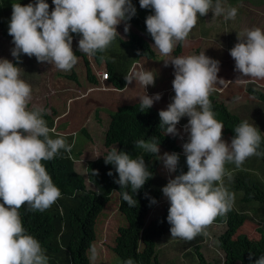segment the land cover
Instances as JSON below:
<instances>
[{"label":"clouds","instance_id":"1","mask_svg":"<svg viewBox=\"0 0 264 264\" xmlns=\"http://www.w3.org/2000/svg\"><path fill=\"white\" fill-rule=\"evenodd\" d=\"M52 2L51 12L45 0L12 5L8 34L15 45L11 55L16 64L0 59V264H49L40 241L24 228L19 209L27 205L33 211L44 212L62 197L42 161L53 160L61 149L67 153L72 150L61 134L48 127L42 109H29L32 87L21 78L22 69L17 66L22 63L21 54L69 72L79 62L72 49V34L82 37L78 41L80 52L95 56L105 52L119 36L117 28L121 23H125L127 32V22L136 15L132 0ZM139 4L141 9L154 10L146 17V29L162 56H171L178 44L187 42L199 17L211 11L227 21L234 20L238 13L237 8L226 9L221 0H139ZM238 41L230 50L235 70L242 74L236 81L264 80V30H245ZM169 63L174 67L175 96L167 109L159 112L160 128L165 135L177 136V125L182 118H188L184 126L188 141L183 144L188 171L169 179L162 193L170 203L167 222L171 237L191 241L198 235H208L206 230L217 217L232 210L234 194L224 185V177L230 175L225 165L234 163L240 167L250 157L264 156L260 151L262 133L254 123L244 120L234 128L230 144L222 139L224 125L215 118L210 100L215 86L226 82L218 78L219 61L202 52L173 57L165 66ZM155 78L146 69L137 73L145 93L140 98L142 109H150L161 99L160 94L149 97L145 92L147 86H154ZM126 81L130 84L133 80ZM136 147L161 159L170 174L176 172L179 155L159 156L156 137L138 140ZM104 161L118 173L115 183L120 190L125 189L120 191L123 201L136 207L137 200L126 189L136 195L153 178L145 159L133 158L114 147ZM90 251L95 260L97 249L93 246ZM249 260L264 264V255L254 260L250 256ZM123 264L134 261L129 258Z\"/></svg>","mask_w":264,"mask_h":264},{"label":"trees","instance_id":"2","mask_svg":"<svg viewBox=\"0 0 264 264\" xmlns=\"http://www.w3.org/2000/svg\"><path fill=\"white\" fill-rule=\"evenodd\" d=\"M132 4L134 7H140L139 0H132ZM152 11L154 12V10ZM2 23L3 21L0 19L1 34L13 40ZM127 23L131 26L146 28L145 20H140L136 16ZM125 34L126 39L119 40V45L122 48L132 50L138 59L144 58L150 61L157 59L158 54L141 36L131 30ZM193 43V41L191 44L189 43V51L193 49ZM184 46L183 43L178 44L170 57H177ZM73 52L83 59L87 81L93 86L98 85L99 78L92 72L88 57L79 51ZM93 58L97 64L105 61L104 71L108 73L106 83L110 84L113 90L114 88H124L127 75L122 78L118 76L116 66L105 60L102 53H97ZM11 62L16 64L14 57ZM136 62L139 64L138 61ZM153 63H150L152 68ZM139 65L144 69L141 63ZM147 68L149 70V65ZM132 69L136 68L132 67ZM133 71L128 73L130 79ZM71 78L77 80L75 75ZM161 90L157 92H162ZM245 92L264 104V87L257 88L254 83L247 81ZM214 94L210 96L212 110L215 113V118L224 125L222 138L228 139L231 143L235 137L234 128L247 119L229 111L224 103L215 100ZM173 95L175 96V93ZM159 112L155 107L142 109L140 101H134L118 106L109 114V122L104 135V147L109 151L116 147L133 158L143 157L146 166L153 173V178L149 179L136 195L131 192L130 188L126 189L137 200L136 207H129L123 201L120 191H125V189L120 190V185L115 183L119 179L118 173L113 165L105 164L104 157L109 151L103 156L87 161L85 174L91 187H87L84 176L75 170L70 153L63 149L53 160L42 161L54 184L60 189L62 197L44 212L33 211L27 205L22 206L19 212L27 233L39 240L42 248L46 250L49 264H90L87 251L96 240V220L109 202L112 192H116L118 195L117 211L125 222L123 226L118 227L114 237L111 251L115 258L119 259L120 264L129 258L133 259L134 264H160L155 240L170 233L171 225L167 222L169 201L162 204L158 215L148 223H146V218L148 213L164 198L162 188L166 186L167 181L159 173L161 159L143 149H138L136 141L156 137L160 152L178 154L180 159L177 170L173 173L174 178L182 173L186 174L188 167L183 147L180 146L181 141H179V137L182 136L180 131L184 129L181 128V125H177L179 135H165L164 129L160 128ZM43 118L48 121L47 125L51 124L52 118L49 115L43 113ZM247 121L251 124L250 120ZM256 127L262 133L260 151H264V128ZM256 157L260 159L261 167ZM225 168L232 174V189L241 193L240 202L243 205L259 204L264 209V156L250 157L240 167H236L234 163H227ZM109 172H112L111 176L108 175ZM153 199L156 201L155 204L151 203ZM0 203L3 201L0 200ZM249 220L245 212L234 208L226 215L217 217L213 224H223L224 231L217 236L215 248L212 247V250L195 243L193 253L198 264H252L249 260L250 256L254 260L264 255V228L258 227L259 237L256 240L239 233L245 222ZM197 238L201 239V235H198ZM201 249L207 253L206 257L200 252ZM217 253H221L222 256L219 258Z\"/></svg>","mask_w":264,"mask_h":264},{"label":"rangeland","instance_id":"3","mask_svg":"<svg viewBox=\"0 0 264 264\" xmlns=\"http://www.w3.org/2000/svg\"><path fill=\"white\" fill-rule=\"evenodd\" d=\"M252 1L253 0H221V3L225 4L227 7L228 5L233 7L239 5L240 13H249L250 11H254V8L244 4H251ZM35 2L36 0H0V19L3 21L2 24L5 30L9 32L13 4L20 3L22 6H25L29 3L35 4ZM45 2L49 4V11L51 12L54 9L52 0H45ZM135 8V16L140 20L146 21V17L153 12L152 9ZM250 16L252 17L250 23L256 25L261 21V16L259 14H250ZM209 18L210 15L207 14L203 17H199L198 21L201 20L207 27L206 23H209ZM223 19L222 16L220 20L210 21L213 23V27H220L219 30L215 31V35L207 37L196 36V39H194L195 37H192L193 39L188 37L187 43H183V46L186 44L183 49V55L179 56L197 55L199 48L197 44H200L201 49H199L201 53L205 52V47L209 49L211 53H216L212 48L217 50L216 46H218L220 50L217 53L220 55H227V57H225L226 61L217 60L220 62V68H222L218 73V78L226 82L224 84H217L213 94L215 93L217 100L223 101L226 104H224L225 106L231 108V112L244 116L247 120H250L251 123L263 129L264 104L250 97L245 92V82L241 83L236 81L242 74L235 70V61L228 55L233 48L232 44H237L239 42L238 37L240 36L234 38L231 35L229 27L226 25L221 26L223 24ZM125 26V23H121L117 28L119 40L126 39ZM127 26L133 33L142 36L152 49L157 52L158 57L155 61L146 60L144 58L138 59L132 50L122 48L119 45V40L116 38L111 46L104 52L107 57H110L111 60L115 62L116 74L120 77H124V75H126L124 74L125 71L129 69L127 65L130 64L131 60H135L134 66L136 68L131 74L132 83L129 84L126 82L122 89L114 88L113 90L111 85L106 82L103 84L105 87L103 90L100 88V86H102L101 83L96 86L91 85L86 79L85 66L81 57H79L78 64L69 72L60 71L56 69L54 65H50L47 62L39 63L35 57L29 58L23 54L20 56L22 63L17 65L22 69L21 78L32 87V100L28 106L29 109L40 108L43 110V113H46L52 118L51 124H49L48 127L54 128L56 132L61 134L66 142L71 145L72 150L70 157L73 159L75 170L84 176L87 187H91L85 174L87 161L103 156L109 151L104 147V135L109 122V114L122 104L140 101V98L145 94L143 86L136 79L137 73L141 70H148L147 67L149 65V71H152L153 75L156 76L154 86H147L145 92L149 97L155 96L156 94L161 95V99L153 104V107L159 111L166 110L174 97L172 85H167L166 83L173 82L174 67L171 65L168 66L169 64L165 66V62L170 61L173 57H165L160 54L158 49L154 47V41L146 28H139L134 25L131 26L128 23ZM251 28H253V25ZM72 35V49L73 51L76 50L80 52L78 41L82 37L77 34ZM191 41L195 44L193 43V49L189 51ZM14 47L15 45L12 43V39L4 37L0 30V59L12 61L13 57L11 55V50ZM104 53L102 55H104ZM86 56L92 65L90 67L95 75L97 72L105 69L104 61L97 64L93 56ZM221 57H215V59ZM136 61H138L139 64L141 63L144 69ZM152 62H154L153 68L150 66ZM162 65H164L163 68H161ZM73 75L77 77L76 81L71 78ZM126 77V80L130 79L128 75ZM247 81L254 83L257 88L264 86V80ZM91 88H95V90L89 93L88 91ZM160 90L162 92L158 93L157 91ZM187 121L188 118L185 117L182 118L180 122L186 123ZM46 122L48 121L46 120ZM182 123L181 128L184 129L187 123L184 125ZM183 131H180L182 136L179 137L181 147L188 141V134ZM52 138L55 139L56 136L53 135ZM222 139L230 144L228 139ZM166 153L171 154L169 152ZM164 154V151L159 152V156L161 157ZM256 158L260 162L259 166L261 167L262 163L260 159L258 157ZM159 173L166 179L167 183L169 179L174 178L173 173L170 174L164 167L162 160L159 166ZM224 185L229 192L234 194L233 208L245 212L250 219L245 222L243 227L239 230V233H243L253 240L258 239V227L264 228V209L259 204L250 203L243 205L240 202L241 193L233 190L231 187V173L224 177ZM116 201L118 202V195L116 192H112L109 202L96 220V240L93 242L92 247L94 246L97 249L98 255L96 259L93 260L91 251H87L90 264H120L119 259L115 258V255L111 251L118 227L125 224L124 218L117 211L118 203H116ZM166 201L168 200L164 196L162 201L148 213L146 223L158 215L162 204ZM224 228L223 224L214 223L206 230L208 235H201V239L195 237L191 241L172 238L171 233L157 238L155 242L158 261L160 264H198L196 256L193 253L195 243L205 246L208 250H212V247L215 248L214 245L217 236L224 231ZM200 252H202L205 257L207 256V253L202 249ZM217 256L220 258L222 255L221 253H217Z\"/></svg>","mask_w":264,"mask_h":264},{"label":"crops","instance_id":"4","mask_svg":"<svg viewBox=\"0 0 264 264\" xmlns=\"http://www.w3.org/2000/svg\"><path fill=\"white\" fill-rule=\"evenodd\" d=\"M240 2V1H239ZM222 5L227 9V8H233V6H230V5H228V7L225 5V4H223L222 3ZM244 5H247L248 7H252V8H254V11H250L249 13H244V12H241L240 13V9H239V5H237V7H234V8H237V10H238V13H237V16H236V18L234 19V20H225V19H223L222 20V22H223V24L221 25V26H223V25H226L227 27H229L230 28V32H231V35L235 38L236 36H242L243 34H244V32H245V30H249V29H254V28H260V24H261V28L260 29H262V30H264V0H253L252 1V3L251 4H249V3H245ZM154 14V12H152V14L151 15H153ZM209 15H210V18L208 19L209 20V23H206L207 24V27L205 26V23H203L201 20H199L198 21V23H197V25H196V27H194L193 29H192V31H191V33H190V35H189V37H195L194 39H196V36H205V37H207V36H213V35H215V31L216 30H219L220 29V27H213L214 25H213V23H211L210 21H212V20H214V21H216L217 19L218 20H220V18H222V16H219V17H217V16H214V14L210 11L209 13H208ZM250 14H259L260 16H261V21L260 22H258L256 25L255 24H253V23H250L251 22V16H250ZM130 25V24H129ZM253 25V28H251V26ZM262 25H263V27H262ZM213 27V28H212ZM137 34V33H136ZM139 35V34H138ZM140 36V35H139ZM142 37V36H141ZM143 38V37H142ZM117 39H118V36H117ZM144 39V38H143ZM119 40V39H118ZM145 40V39H144ZM199 43V42H198ZM233 45V47H234V45L235 44H232ZM199 46V48L201 49V47H200V44H197V47ZM151 47V46H150ZM217 47V50H214L213 48H212V50L213 51H216V53H211L210 52V50L209 49H207L206 47H205V53H206V56L207 57H209V58H211V59H214V60H220V61H223V60H225L226 61V59H225V57H227V55H224V54H222V55H220V54H218L217 52L220 50V48L218 47V46H216ZM152 48V47H151ZM198 48V52H197V55H199L200 53H201V51H200V49ZM125 49V48H124ZM75 50V49H74ZM156 52V51H155ZM104 53V52H103ZM102 53V54H103ZM157 53V52H156ZM179 55H183V49H182V52L179 54ZM178 55V56H179ZM229 56H231L230 54H228ZM103 56V58L105 59V60H107L108 62H110V64L111 65H115V62H113L112 60H111V58L110 57H107L106 55H105V53H104V55H102ZM222 56V57H221ZM215 57H221V58H219V59H215ZM89 60V59H88ZM106 61V62H107ZM134 61L135 60H131V62H130V64H128L127 65V67L129 68L128 69V71H127V73H126V71H125V73L124 74H126V75H128V73H129V71L132 69V67H135L134 66ZM90 63V62H89ZM104 63H105V61H104ZM113 63V64H112ZM113 65V66H114ZM171 64L169 63V65L168 66H170ZM90 66H92L91 65V63H90ZM172 66V65H171ZM220 69H222V68H220ZM227 69H229V68H227ZM134 69H132L131 71H133ZM126 75H124V77L126 76ZM123 76H121V78H122ZM168 83V85H172V82H167ZM245 84H246V82L244 83V88H245ZM264 87V86H263ZM262 88V87H261ZM95 90V88H91V89H89V91L88 92H91V91H94ZM213 94V93H212ZM214 97H215V100L216 101H218V102H223V101H219V100H217V97H216V95L214 94ZM219 98V97H218ZM224 103V102H223ZM225 104V103H224ZM226 105V104H225ZM226 108L229 110V111H231L230 109L231 108H228L227 106H226ZM181 123L182 122H180L178 125H181ZM186 123H188V121L186 122ZM186 123H182L183 125L184 124H186ZM182 126V125H181Z\"/></svg>","mask_w":264,"mask_h":264},{"label":"built area","instance_id":"5","mask_svg":"<svg viewBox=\"0 0 264 264\" xmlns=\"http://www.w3.org/2000/svg\"><path fill=\"white\" fill-rule=\"evenodd\" d=\"M97 77L99 78L100 83H104L108 80V73L104 70L96 73Z\"/></svg>","mask_w":264,"mask_h":264}]
</instances>
